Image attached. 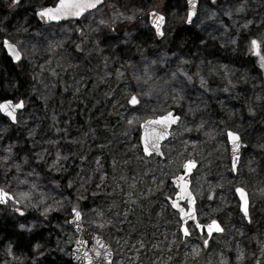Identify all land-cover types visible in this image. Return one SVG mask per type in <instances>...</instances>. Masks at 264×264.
Listing matches in <instances>:
<instances>
[{
  "label": "rangeland",
  "instance_id": "1",
  "mask_svg": "<svg viewBox=\"0 0 264 264\" xmlns=\"http://www.w3.org/2000/svg\"><path fill=\"white\" fill-rule=\"evenodd\" d=\"M56 1L0 0V40L33 69L25 88L0 66L1 95L23 101L18 130L0 114V187L18 201L0 205V218L21 209L20 236L0 224V264L69 258L71 208L109 243L111 264H264V0H198L188 52L184 0H103L78 20L36 26L35 10ZM152 9L164 16L160 38ZM171 108L182 113L162 156L145 157L139 123ZM226 130L243 143L234 171ZM105 137L106 155L88 153ZM189 159L197 218L222 227L209 238L190 223L182 237L168 204L171 178Z\"/></svg>",
  "mask_w": 264,
  "mask_h": 264
},
{
  "label": "water",
  "instance_id": "2",
  "mask_svg": "<svg viewBox=\"0 0 264 264\" xmlns=\"http://www.w3.org/2000/svg\"><path fill=\"white\" fill-rule=\"evenodd\" d=\"M18 1L19 0H17V2ZM184 1H185V5H186L185 24L187 25V24H189V22L187 21L189 8L191 7V10L193 12V15H192V18H191V20H192L193 17H194V15H195L196 9H197L198 0H195V3L194 4H190L189 3V0H184ZM58 2H59V0H57L55 2V4H53V5H46V6L40 7V8H38V9L35 10V17H36L37 21L40 24H49V23H56V22L64 21V20H76V19H79L85 12H88L89 10H92L95 7L101 5L103 3V0H101V2L99 4H97L94 8L85 9L83 12H81V14L79 16H64V15H61V17L59 19L51 20V19H47V18H42L41 16L37 15V12L41 8H46V7H53L54 8L55 5ZM153 12L159 13L158 11L153 10V9L150 10V11H148L147 20H148L149 24L151 25V27L153 28L156 37L157 38H160L162 35H157L156 29H155V26H154V23H153V16H152V13ZM159 14L162 15L161 13H159ZM162 26H163V24L161 25V32H162ZM5 40H7L10 44H14L15 45V43H13L12 41H10L7 38H2L1 39V47L3 49V52L10 59V61L12 63H16L18 60H16V59L13 58L12 53L10 52V50L4 45V41ZM16 50L19 51L20 56H21V51L19 50V48L17 46H16ZM132 96L133 95H131V97ZM130 98L128 100V103L130 105H133V104H131L129 102L130 101ZM8 100L12 101L13 103H15L17 101H22L21 99L15 100V99H12V98H9V97H3L0 100V103H3L4 101H8ZM22 109H23V107L15 110L16 116H17V113L20 110H22ZM168 112H171L173 115H175L176 117H178V119H177V121L175 123H172V124H170L168 126V128H167L168 135L165 136L163 139L159 140L158 146H159V149H160L161 143L163 141H165L169 137V132H170L171 127H173L179 121V119H180L179 114H177L174 109H169V110H167V111H165V112H163L161 114H158V115H155V116H151V117H147V118L143 119L139 123V137H138L139 147H140V150H141L142 154L145 157H149L151 155H156L158 157H161L162 156L161 149H160L159 152H157L155 150H150L148 153H146L144 151V142H143V139L142 138L145 137L146 135H150L151 134L150 133V129L148 127H146L145 122L148 121V120L153 119L156 116H162V115H164V114H166ZM0 114L2 116H4L5 118H7L10 123H13L11 121V119L7 117L6 113H0ZM158 130L159 129L157 128V131ZM228 131L229 130H226V138H227L228 145H229V159H230L231 168L234 171L235 169H234L233 165L235 164V168H236V166L238 164L239 150L243 146V143L239 139V147L236 150V154L234 156L233 155V151H232V143L229 141V138L227 136V132ZM189 160H191V159H189ZM189 160H186V161H189ZM191 161H193V160H191ZM185 162H184V164H185ZM184 164L182 165L181 172L178 173L173 178H171V182L173 183V186L175 188V193L168 200V204L170 205V207L178 213V217H179V220H180V231H181L182 237H185V236L188 235V234L186 235L185 232H184V230H183L184 228H187V223H191L196 228V230L198 232H201L202 230H204V232L206 233L207 237H209V236H211L212 234H215V233H220L222 231V227H221L220 223L216 219H211V220H209V221H207L205 223L199 222V220L197 218V215L195 213V208H194L195 199H194V196H193L192 193L191 194H192V197L194 199V203L192 205V209H193V213L195 215V220L191 219V217L188 216V215L181 216V213H180L179 209L173 206V201H176V203H178L181 207H183L185 209V212L186 213L188 211V204H187V195H186V193L187 192H191L190 191V188H189V186H190V175H191L194 167L196 166V163H194V165L191 167V170L190 171L187 170L184 167ZM237 188H242V187L237 186V187H235L234 191H235L236 197H237L238 202H239V209L244 214V211L241 208V204H244V206H245L246 209L248 208V195H247V192L242 188L244 190V193H245L244 199L242 200L241 197H240V194L236 191ZM182 191L185 193L183 199H181V197L177 195V193H181ZM183 202L186 203V207L182 205ZM4 204L5 203H0V205H4ZM73 209L74 208H71V215H70V217L68 219V222H69L72 230L76 234V240L72 244L71 249H70L69 260H70L71 264H111L112 251L110 249L109 243L101 235L90 231L82 223V220H81V212L78 209H76V210L80 213V218H79V220H76L75 219V213L73 212ZM245 217L247 218V216H245ZM212 220H216L217 221V223L219 224L221 230L220 231H217L213 227L212 230H211V235H209V229L207 228V225L210 224V222ZM197 224H199L201 227H199V228L196 227ZM78 240L84 241V243L83 244L78 243L77 242ZM85 253H87V258H85ZM97 253H99V255ZM253 264H260V262L259 261H254Z\"/></svg>",
  "mask_w": 264,
  "mask_h": 264
},
{
  "label": "snow or ice",
  "instance_id": "3",
  "mask_svg": "<svg viewBox=\"0 0 264 264\" xmlns=\"http://www.w3.org/2000/svg\"><path fill=\"white\" fill-rule=\"evenodd\" d=\"M17 0H12V3L15 4ZM101 0H59V2L55 5V7H46L41 8L37 15L41 16L42 18H47L51 20H56L61 17V15L64 16H79L81 12H83L85 9L94 8L97 4H99ZM190 4H194L195 0H189ZM193 12L191 10V7L188 11V17L187 21L190 23L192 18ZM153 16V23L156 29L157 35H162L161 32V25L164 22V17L160 15L159 13H152ZM4 45L10 50L12 53V56L14 59L19 60L21 58L19 51L16 50V45L10 44L7 40L4 41ZM251 47L254 51H256L257 55H260L259 48L260 43L257 41V39H252L251 41ZM261 60V66H264V56H260ZM131 104L135 105L138 103L137 97L133 95L130 98L129 101ZM23 107V101H17L13 103L12 101H4L3 103H0V113H6L7 117L11 119L13 123H16V109ZM178 117L173 115L171 112H168L162 116H156L151 120H148L145 122L146 127L150 129V135H146L143 137L144 142V151L148 153L150 150H155L157 152L160 151L158 142L159 140L163 139L165 136L168 135L167 128L170 124L175 123L177 121ZM157 128L159 129L157 131ZM227 136L229 138V141L232 143V151L233 155L235 156L236 150L239 147V136L236 132H233L229 130L227 132ZM194 161H186L184 164V167L187 170H191V167L194 165ZM19 166H17L18 168ZM235 169V164L233 165ZM236 191L240 194L241 199H244L245 193L242 188H237ZM184 192L177 193L178 196L181 197V199L184 198ZM20 196H26L27 193H20ZM187 204H188V211L185 212V209L181 207L176 201H173V206L178 208L181 216L188 215L191 217V219L195 220V215L193 213L192 205L194 203V199L192 197L191 192H187ZM8 201H16V195L10 193L7 191L4 187H0V203H7ZM18 202V201H16ZM241 208L244 211L245 216H247V209L245 208L244 204H241ZM17 212H20L21 209L17 208ZM47 211V209H45ZM73 212L75 213V219L79 220L80 213L74 208ZM102 226V225H101ZM21 228L24 227V225H20ZM196 227H201L199 224L196 225ZM215 228L217 231H220V226L217 223L216 220H212L210 224L207 225V228L209 229V235H211L212 228ZM185 234H188V229H183ZM78 243L83 244L84 241L78 240ZM205 245L207 244V240L204 241ZM99 255V253H97ZM85 258H87V253H85ZM239 258V257H238Z\"/></svg>",
  "mask_w": 264,
  "mask_h": 264
},
{
  "label": "trees",
  "instance_id": "4",
  "mask_svg": "<svg viewBox=\"0 0 264 264\" xmlns=\"http://www.w3.org/2000/svg\"><path fill=\"white\" fill-rule=\"evenodd\" d=\"M33 23L36 26L40 25L36 20L35 21L33 20ZM0 66L3 67L2 71L7 72L8 74L14 76L21 86L27 88L28 86L33 84V81H32L33 80V73H32L33 69L31 66L24 63L23 60L20 59L16 63H12L10 59L3 52L0 57ZM2 71L0 70V78H1ZM110 85L111 86L109 87V91L112 90V88L114 87L113 83H111ZM3 97H9V96H3L1 95V92H0V100ZM174 109L177 113H182V110L178 108H174ZM52 123L53 124L55 123L54 120H52ZM12 127L15 130H18V128H16L14 124H12ZM103 132H106V131H103ZM97 133H100V132L98 131ZM106 141H107L106 137L104 139L102 138L95 139L90 144V147L88 148V153L97 151V152H102L104 155H106V150H107L106 143H108ZM73 169L74 167H70L71 171ZM16 209L17 208H13V207L9 208L7 212L5 213V215L0 218V224H2L1 226L6 232H9L12 230L18 235V232L16 231L13 225L14 218L17 217L19 214V212H17ZM40 262H41L40 264H71L69 258L61 259L58 257V255H56L55 258H51L48 254L45 255L43 258H41Z\"/></svg>",
  "mask_w": 264,
  "mask_h": 264
},
{
  "label": "flooded vegetation",
  "instance_id": "5",
  "mask_svg": "<svg viewBox=\"0 0 264 264\" xmlns=\"http://www.w3.org/2000/svg\"><path fill=\"white\" fill-rule=\"evenodd\" d=\"M217 4L216 3H211V6L212 7H217L216 6ZM198 6V5H197ZM195 14H196V12H195ZM195 16V15H194ZM194 18V17H193ZM193 20V19H192ZM192 20H191V22H192ZM191 22L189 23V24H187V37L189 36V39L187 38V52H188V50L190 49V44H189V42L190 41H192V31H191V27H190V25H191ZM195 40H197V39H199V38H194ZM209 40V39H208ZM254 51V50H253ZM220 52H221V48H218L217 47V49H216V51H215V53L217 54V57L219 56V55H221L220 54ZM253 54H255V53H249L248 54V59H251V56L253 55ZM192 72V71H191ZM217 79V78H216ZM214 86L217 88V82H216V80H215V84H214ZM219 89V88H218ZM194 227V226H193ZM179 229H180V227H179ZM194 229L196 230V228L194 227ZM197 231V230H196ZM197 233L198 234H203V235H205L206 236V238H208L207 237V235H206V233L204 232V230H202L201 232H198L197 231ZM213 235V234H212ZM210 237V236H209ZM44 257V256H43ZM42 257V258H43ZM41 259V258H40Z\"/></svg>",
  "mask_w": 264,
  "mask_h": 264
}]
</instances>
